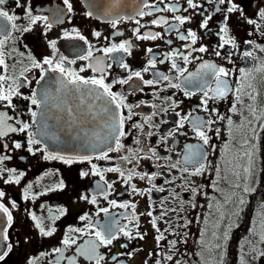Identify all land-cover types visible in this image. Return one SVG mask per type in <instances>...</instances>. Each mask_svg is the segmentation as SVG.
Returning <instances> with one entry per match:
<instances>
[{"label":"flooded vegetation","instance_id":"flooded-vegetation-1","mask_svg":"<svg viewBox=\"0 0 264 264\" xmlns=\"http://www.w3.org/2000/svg\"><path fill=\"white\" fill-rule=\"evenodd\" d=\"M27 2H30L34 15L48 17L52 28L48 29L43 22H38L32 25V30L28 32L13 30L4 48L5 61L9 68L5 70L0 66V75H11L18 78L17 83L23 82L24 86L19 91L24 96L33 91L39 93L45 88L48 89L49 101L45 106V115L42 117L38 113L37 116L38 124L46 127L43 129L45 134L41 144L32 145L35 154L27 151L29 145L25 133H10L0 141V155L11 156L10 160L4 161L3 167L16 169V174L25 173L18 184L5 183L9 176L7 172L4 173V178L0 179V191L5 193L2 202L9 207L13 215L12 226L7 229L8 240H0V252H7L0 264H57V261L59 264H69L68 258L74 256L76 264H94L79 256L77 248L89 240H95V231L112 220L118 221L120 225H128L134 238L129 239L119 234L111 245L99 246L97 252L104 256L101 264H155L156 261L160 264H264V256H260V252L264 251V243L261 242V237L264 236V131L259 128L256 120H253L251 126L248 124L244 118L252 119V116L241 105L237 104V108L243 115L230 112L232 105L236 104L234 91L228 93L225 98L209 99L208 111H205L201 104L203 92L208 91L209 96H213L209 89H215L216 83L210 77L203 76L208 70L200 67L207 61L231 70L232 75L227 77L230 87H242L245 104L251 103L259 109L257 117L264 115V72L257 71L264 66V53L259 51L260 47H264V20L259 15L264 9V0H231L242 10L232 13L226 11L230 6L227 0L222 5L214 0H194L202 5L198 8L189 7L186 0H146L149 5L155 4L158 8L178 4L179 10H152L150 15L136 16L135 19L145 25L140 28L141 35L146 32L160 33L156 39L145 40L137 39L134 35L133 29L137 27L135 19L121 20L115 28L110 22L113 18L133 16L140 9L150 11L144 8V0H121L119 5H115L113 0H70L71 10L63 0H20L22 5ZM15 4L16 0H8L5 7L14 10L15 14L21 17L15 22L18 26L28 27L29 19L25 18L24 8H16ZM89 12L92 13L91 16L88 15ZM109 12L111 15H106ZM177 15L191 17L190 21L179 26L178 31H167V24L151 23L159 17L168 19L169 23H177L174 20ZM206 16H211L207 29L201 27V22ZM249 19L257 21L259 27L247 23ZM225 23L229 30L228 37L234 39L235 47L231 44L219 47L222 41L217 33ZM189 29L197 33L195 45H191L190 39H179V35H187ZM77 31L85 37L84 40L79 39ZM96 31L101 33L99 38L94 35ZM65 32L70 33V37L66 38ZM117 32L122 35H116ZM129 40L132 44L131 55L115 52L105 56L102 51H97L109 47L112 43ZM169 40L171 43H168ZM50 41H56V50L50 47ZM247 41L252 43H246ZM188 45H191V48L187 47ZM90 46L92 57L80 59V56H87ZM201 46L207 47L208 51H193L189 57L190 63H185L180 56L165 58L167 53L179 50L187 55L192 48L198 49ZM149 48L152 49L151 53L147 51ZM217 51L220 52L219 56L215 54ZM245 51H252L257 58L244 57ZM29 56L39 61L52 56L59 61L61 56H66L68 61L75 60V63L69 64L66 61L65 67L75 70L85 78L100 75L93 68L96 58L103 57L106 83L127 78L128 72L112 59L122 57L131 70L142 72L143 80L158 82L147 85L139 78L133 77L127 84L113 86V92L121 93L126 97L127 104L134 105L133 115L131 120H125L126 135L119 138L123 146L121 150L109 152V159H97L99 152L106 149H101L105 144L95 136L96 133L101 137L105 134L102 129L104 114L99 111L101 101L95 100L83 89L76 91L71 85L69 89L72 90L57 91L60 85L54 81L60 74L49 72L44 80H40L42 74L39 69L31 67ZM153 57L156 60L155 68L143 72L149 59ZM173 59L178 67L186 69L183 76L171 67ZM14 64L18 66L11 67ZM89 64L93 67H88ZM109 64L111 67H107ZM81 68L85 70L81 72ZM242 68L251 72V75L242 77L239 71ZM23 69H29L23 76L31 81L30 84L21 76ZM157 72L167 75L170 79H159L154 75ZM198 72L201 75L192 77L193 83L186 82L190 74ZM202 79L207 82V87L203 90L195 83ZM172 84H179L180 87H171ZM249 84L252 87H248ZM186 92L189 94L186 95ZM247 93H252L256 100L250 101ZM13 104L16 106L15 110L0 106V111H6L10 116L31 123L32 117L28 109H35V106L30 105V101L16 96H13ZM122 111L127 117L128 109L124 108ZM217 115H222L224 119L217 120ZM184 117L188 120L181 128L179 121ZM197 117L216 121L207 132L210 138L208 145H203L188 122ZM228 117L232 118V125L227 123ZM252 127L256 128L257 135L254 163L249 175L244 173L243 168L236 166L245 164L241 159V145L246 139H252ZM217 128L220 130L219 135L216 133ZM31 131L37 133L35 138H41V128L37 124H32ZM13 141H20L23 146L15 149ZM3 143L9 146L6 152L2 148ZM189 144L199 145L207 154L206 170L202 175L188 176L182 173V164L175 169L167 167L171 162L183 160L186 145ZM45 147L47 151L44 150ZM145 148H154L156 155L149 151H140ZM49 152L71 157L91 156L92 160L89 163L87 160L77 159L71 164H66L58 159H45ZM124 156L130 159L135 156L136 159L128 163L122 159ZM167 157H171V161ZM92 164H96L101 170L120 168L125 174L129 169H135L137 173L158 175L152 183L147 179L141 180L138 176L125 183L124 178L116 171H104V179H101L99 175L93 174ZM217 168L221 169L219 180ZM225 169L228 170L227 180L222 178ZM233 171L239 172V177L233 176ZM85 172L88 175H83ZM185 177L191 186L198 189L196 194L189 190V184L184 183ZM105 180L112 184L111 188L107 187ZM61 183L63 187H59ZM29 184L32 187L28 199H25L24 191ZM98 184L106 190L107 199L105 194L98 190ZM153 184L156 187L151 192L145 191L143 195L134 192L130 186L135 185L136 189L147 190L152 188ZM235 184L240 187H234ZM161 187L165 190L160 191ZM245 187L249 189L247 192L244 191ZM174 192L179 193V200L173 198ZM84 196L88 199H83ZM225 196L231 197L230 203H225ZM93 197L96 199L95 204L90 202ZM240 199L243 200L242 204L239 203ZM111 200H115L117 206L110 205ZM179 201H183V204ZM12 202L16 203L15 208H12ZM125 202L134 204L135 209L118 206ZM173 207L178 208L176 213L169 211L167 216L157 220V226L167 237V240L158 241L156 237L160 233L153 228L152 217L146 213L152 211L153 216L157 217L163 209ZM104 208L109 210L107 214L100 211ZM61 209L64 210L62 214ZM221 212L224 214L222 221ZM33 213L41 220L45 230L56 229L51 236L41 234L36 221L32 219ZM132 215L139 217L138 229L135 227L136 221L129 224L128 219H125L126 216ZM84 216L90 219H81ZM89 223L94 225L91 230L87 227ZM4 227L6 217L0 213V229ZM69 229L83 231L69 232ZM66 235L76 241L67 248L62 244ZM140 235H143V239H140ZM170 240L176 241L175 248L168 244L167 241ZM9 243L12 244L11 251L6 247ZM55 248L64 250L62 253H56L53 251ZM170 254L174 257L172 261L167 259Z\"/></svg>","mask_w":264,"mask_h":264},{"label":"snow or ice","instance_id":"snow-or-ice-1","mask_svg":"<svg viewBox=\"0 0 264 264\" xmlns=\"http://www.w3.org/2000/svg\"><path fill=\"white\" fill-rule=\"evenodd\" d=\"M64 4L67 5L68 9L71 10V3L70 0H63ZM121 0H113V3L115 5H119ZM187 4L191 8H198L202 7V5H199L194 2V0H186ZM215 3L217 4H225L226 0H214ZM227 2L230 4V6L226 9L228 13H232L235 11H242L239 9L238 5L235 3H232L231 0H227ZM8 3V0H0V66H2L5 70L9 68V65L5 61V45L10 37V33L15 30V31H22V32H28L31 31V26L37 24L38 22H43L45 27L48 29L52 28V24L49 23L48 17L43 16V15H34L33 14V9L31 7L30 2H27L26 4L22 5L20 3V0H16V8L23 7L25 11V18L29 19V26L21 28L18 26L15 22L19 19H21L20 16L15 14L14 10H9L8 8L5 7V5ZM144 8L150 9V11L146 12L143 9H140L135 12L133 16H122L119 19L113 18L110 22L112 26L115 28L121 20H129V19H135L136 16L139 17H144L145 15H150L151 11H172L176 12L179 10V5H169L166 6L165 8H158L155 4L149 5L146 0H144ZM187 9H185L186 11ZM219 11V9H217ZM89 16L92 15L91 12L88 13ZM106 15H111V13H106ZM260 17L262 20H264V9H262L259 13ZM191 17L190 16H180L177 15L174 17V20L177 23H169L168 19L164 17H159L157 19L152 20V24L154 25H161V24H167L168 29L167 31H178L179 26L185 24L186 21H190ZM211 19V16H206L205 19L201 22V27L207 29L208 28V22ZM227 17L225 18V20ZM135 23L137 27L133 29L134 35H136L137 39L145 40V39H156L160 36V33H155V32H146L143 35L140 34V28L144 27L145 25H142L139 19H135ZM249 24H256L257 27L259 25L257 24V21L249 19L247 21ZM75 31V30H74ZM228 27L227 24L225 23L221 28L220 31L217 33V35L220 37V40L222 43L219 45V47H224V45L231 44L235 47V41L232 38L228 37ZM70 33L65 32L64 36L66 38L70 37ZM76 35L79 36V39L84 40L85 37L81 36L79 32H76ZM94 35L96 37H100L101 33L99 31L94 32ZM116 35H122V33L117 32ZM107 39V37H105ZM180 40H191V45H195L197 42V33L194 30H187V35L181 33L179 35ZM168 43H171L169 40ZM246 43L251 44V41H247ZM50 47L53 50H56V41H50L49 42ZM191 45H188L187 47L191 48ZM259 47V46H258ZM131 50H132V44L131 41H124L121 43H112L109 47H104L102 49H97V51H102L105 56H108L110 53H115V52H124L127 53L128 55H131ZM149 53L152 52V49L149 48L147 49ZM193 51H198L201 53L207 52L208 49L205 46H201L198 49L192 48L191 51L188 52L187 55H184L183 53L179 52V50L173 51L172 53H167L165 54V58H170V57H176L180 56L185 63H190L189 57L192 55ZM259 51L264 53V47H260ZM217 56L220 55V52L217 51L215 53ZM23 55V53H21ZM93 55L91 46L89 47L88 54L87 56H80V59H89ZM244 57L250 58V59H256L253 55L252 51H245L243 53ZM29 59H31V67L32 68H37L41 72L40 80H44L45 75H47L49 72L52 73H59L60 76L59 78L54 81L55 83H58L60 85V88L57 89V91H60L61 89H66V90H72L69 89V85L73 86V88L76 91H81L82 89L86 91V93L89 96H92L95 100H100L101 101V107L99 111L104 114L103 118V125L102 129L105 130V134L101 137L99 133H96V139L99 140L102 144L108 145V147L99 152L98 156L96 157L97 159H109L110 157L108 156V153L111 151H120L121 148L123 147L120 143V137H123L126 135L124 132V123L125 120H131L132 119V108L134 105H129L126 103V97L122 95L121 93L113 92L112 88L115 84H127L133 77H137L140 80L143 81L144 84L147 85H152L155 82L154 80H143L142 72L141 71H133L129 68V65L124 62L122 57H112L113 62L117 63L119 67L125 69L128 72V76L126 79H116L113 80L111 83H106L105 82V67H104V58L103 57H98L95 60V67L93 68L94 71L100 73L98 77L93 76L90 78H85L83 76H80L78 73L75 72V70L66 68L65 67V62L67 61L69 64H74L75 60L68 61V57L66 56H61L59 61H56L55 56L52 57H44L42 61L36 60L35 57L29 56ZM164 61H161L163 63ZM18 64H14L11 67L15 68L17 67ZM47 66V67H45ZM156 66V60L155 58H151L148 61V66L143 68V72H148L150 68H155ZM88 67H93L92 64H89ZM107 67H111V65H107ZM171 67L175 69L181 76H183L184 72L186 71L185 68H180L177 66V63L175 59L172 60ZM201 69H207L208 71L203 73V76L210 77L211 79L215 80L216 83V88L215 89H209V91L213 92V96H209L208 91L203 92L204 98L201 101V104L204 106V110L208 111L207 108V103L209 99H214V98H225L226 95L230 92H235L236 93V104H233L232 107L230 108V112L237 114V115H243V113L238 110L237 104L241 105L244 109H246L250 115L252 116V119H249L248 117H245L244 119L247 120L248 124L251 126L253 124V120H256L258 123L259 128L264 131V115H261L257 117V112L259 111L258 108L253 107L251 103L245 104V101L242 96V87H237L235 89H232L230 87L229 81L227 77L232 75L231 70L225 69L224 67H218L215 64H212L210 62L205 61L203 64H201ZM29 69H23L21 71V76H23V73L25 71H28ZM84 68H81L80 71H84ZM242 74V77H248L251 75V72L245 70V69H240L239 70ZM257 71L264 72V66H262L260 69H257ZM155 76H157L159 79L162 80H169L170 77L167 75H164L163 73H155ZM201 73H196V74H190L188 78H186V82L191 84L193 83L192 77L194 76H199ZM66 77V79H65ZM17 79L11 75H0V106H3L4 108H10L15 110L16 106L13 104V96L16 97H22L25 100L30 101V105L35 106V109L30 107L28 109V113L32 117L31 123L28 121L22 119V118H17L14 116H10L8 112L6 111H0V141H2L5 137H7L10 133H25L28 136V148L27 151L30 153H34L32 145H37L41 144L43 135L45 134L43 129L46 127V125L38 124L37 121V116L38 113L40 116L45 115V106L48 105L49 101V92L48 89H43L41 92L37 93V91H33L30 95L24 96L19 89L23 87V82L17 83ZM23 80L26 81L27 83H31L30 80L26 76H23ZM8 81H11V83H8ZM37 83L39 84L40 81L38 80ZM196 86L203 90L205 87H207V82L204 81L203 79L201 81H195ZM5 84H7V87H5ZM94 86V87H93ZM171 87H180L179 84H172ZM248 87H252L251 84L248 85ZM188 95L189 93H185ZM248 99L250 101H255L256 97L252 93H247ZM115 106L114 108L112 106ZM138 107V105H135ZM127 108L128 109V115L127 117L124 116L122 109ZM179 115V114H178ZM224 117L222 115H217V120H223ZM188 120L187 117L181 118L179 121V127H183L185 121ZM9 121H14V123H9ZM189 123H191L193 130L195 131L197 137L202 141L203 145H208L209 144V136L207 132L211 130L212 124L216 123L214 120H202L201 118L197 117L195 120H189ZM227 123L229 125H232L234 122L231 117H228ZM32 124H37L39 128H41V138L37 139L35 138L37 136V133L31 131ZM134 127H141L140 125H133ZM219 128L216 129L217 135H219ZM252 133L253 137L252 139H246L244 143L241 145V149H243L241 159L245 161V164L243 165H237L236 167H241L243 168V171L245 174H251L252 171V165L254 163L253 157L255 155V138H256V128L252 127ZM148 135H151V133H148ZM169 135H172V133H169ZM137 143L139 141L137 140ZM114 144V146H112ZM22 143L20 141H13V147L15 149H20L22 147ZM96 147L97 145H93ZM8 144L3 143L2 148L6 152L8 150ZM39 151L40 149H36ZM47 151L46 147L44 149ZM140 151H149L153 155H156L155 149L154 148H145L141 149ZM45 159H58L63 161L66 164H71L74 162V160H87L89 163H91L92 157L91 156H79V157H71V156H64L60 155L59 153H47L44 157ZM11 156L10 155H0V179L4 178V173L7 172L9 173L8 178L5 180V183H19L20 179L25 175V173L20 172L19 174H16L17 170L16 169H8L3 167L4 161L10 160ZM125 161L128 163H132V159H136L135 156H133L132 159H130L128 156L122 157ZM145 159H151V157H145ZM168 160L171 161V157H167ZM207 159V154L202 150V148L199 145H186V153L183 156L182 161H175L171 162L167 165L169 169H175L177 168L178 165L182 164L183 166L180 168V171L182 173L188 174V176H195V175H202L205 170V161ZM138 162V160H137ZM92 170L93 174L99 175L101 179H104V171H116L119 172L120 176L124 178L125 183H129L135 176H138L139 179L144 180L147 179L149 183H152L153 180L156 179V176L158 174H149L147 172L145 173H137L135 169H129L127 174L120 168H109L106 170H101L98 168L96 164H92ZM217 178L218 180L221 179V169L217 168ZM224 176L222 177L223 179L227 180L228 178V170H224ZM83 175H88L87 172L83 173ZM233 176L239 177L240 173L233 171L232 172ZM184 183L189 184V190L193 193L196 194L198 192V189L194 186H191L190 181H188L187 177L184 178ZM105 184L107 185L108 188L112 187V184L109 183L107 180H105ZM133 189L134 192L137 194H145V191L151 192L156 185L153 184L152 188H149L147 190L143 189H136L135 185H130ZM32 185L29 184L28 187L24 191V198L28 199L29 197V190L31 189ZM59 187H63V184L61 183ZM213 187H216V182L213 183ZM234 187L239 188V184H235ZM98 190L102 194H105V199H107V194L106 190L103 188L101 185H97ZM160 191H164L165 189L161 187L159 189ZM249 189L247 187L244 188V191L247 192ZM5 196V193L3 191H0V213H3L4 216L6 217V227L0 229V240L7 241L9 238L8 234V228L12 226L13 223V215L12 212L10 211L9 207H7L3 202V197ZM173 198L179 200V193H173ZM83 199H88L87 196H84ZM91 203L95 204L96 199L93 197L90 201ZM180 204H183V201H179ZM231 202V197L225 196V203H230ZM239 203L242 204L243 200L240 199ZM110 205L117 206V203L115 200L109 201ZM119 207L128 209L132 208L135 209L134 204H130L128 202L121 203L118 205ZM194 206V205H193ZM16 207V203L12 202V208ZM211 207V205H209ZM63 209L60 210V213H63ZM100 211L105 212L106 214L108 213V209H100ZM169 211L172 213H176L178 211V208H168V209H163L159 216L154 217L152 211H148L146 213L147 216L152 217L151 223L153 228L160 233L159 236L156 237L158 241L161 240H167V237L164 235V232L161 231L160 227L157 226V220L158 219H163L164 216H167ZM98 214V213H97ZM32 219L36 221V226L40 229V232L44 236H51L55 232V228H50L48 230H45V227L42 225L41 220L35 215V213L32 214ZM81 219H90L87 216L81 217ZM125 219H128L129 224H132L133 221H136L135 227L138 229L139 224L138 220L139 217L132 215L130 217L126 216ZM224 220V214L221 212L220 214V221ZM164 223H169V221H164ZM219 224V221H218ZM187 225H185L186 227ZM88 229H92L94 225L89 223L87 226ZM82 229H69V232H82ZM119 234H123L124 236L128 237L129 239L134 238L132 230L128 227V225H120L118 221L112 220L109 222L108 225L106 226H101L99 230L95 231V240H89L88 242L85 243V245L78 247L77 248V253L79 256H83L86 260L90 262H94V264H101V261L104 260V256L99 254L97 252V249L99 246H108L113 243L115 239L118 238ZM137 235L139 233L137 232ZM215 235V233L213 234ZM226 235V234H225ZM140 239H143V235H140ZM76 241L70 236H65V238L62 240V244L64 245L65 248L69 247L70 245L74 244ZM169 245L172 246V248H175L176 241L175 240H170L167 241ZM261 242L264 243V236L261 237ZM7 250L11 251L12 249V244L9 243L6 245ZM126 247V245H124ZM219 247V245H217ZM63 248H55L53 249L54 252L56 253H62ZM7 255V252H0V260H3L4 257ZM127 255H131V253H127ZM260 256H264V251L260 252ZM115 259V257L113 258ZM167 259L169 261H172L174 257L170 254L167 256ZM69 264H76V257H70L68 258ZM57 264H59V261H57ZM155 264H160L159 261H156Z\"/></svg>","mask_w":264,"mask_h":264},{"label":"water","instance_id":"water-1","mask_svg":"<svg viewBox=\"0 0 264 264\" xmlns=\"http://www.w3.org/2000/svg\"><path fill=\"white\" fill-rule=\"evenodd\" d=\"M113 107V106H112Z\"/></svg>","mask_w":264,"mask_h":264}]
</instances>
